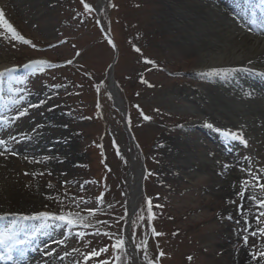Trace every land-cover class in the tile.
Masks as SVG:
<instances>
[{
	"label": "rangeland",
	"instance_id": "374dc122",
	"mask_svg": "<svg viewBox=\"0 0 264 264\" xmlns=\"http://www.w3.org/2000/svg\"><path fill=\"white\" fill-rule=\"evenodd\" d=\"M179 1L104 0L100 17L116 45L112 47L103 35L97 12L79 15L83 12L80 0H0L4 18L36 45L33 48L12 39L0 24V61L8 67L20 66L11 85L7 77L0 79V117L11 121L0 122V138L18 154L0 156V215L59 212L62 205L58 200H64V206L70 203L65 192L86 201L73 211L99 209L90 217L93 227L84 230V241L75 237V232L83 229L7 215L0 219V234L6 235L8 244L17 246V241H24L42 264H75L80 256L74 248L85 252L109 246L113 240L103 233L124 236L129 224L133 244L146 240L149 258L160 264H243V260L257 264L249 253L264 250V236L252 237L250 233L264 224L255 223L253 213L259 206L251 207L248 197L255 194L258 200L264 199V190L245 191L243 198L237 193L242 190L241 181H252L242 167H251L264 183V175L259 173L264 167V143L249 140L244 132L245 146L226 137L224 131H215L216 127H206L199 122L202 116L198 110L188 109L184 99L189 98L179 95L180 90L201 88L198 80L186 78L185 82L180 76L200 69L202 59L194 44L182 39V29L173 24V5ZM195 1L212 5L209 0ZM251 1L252 5L244 3L243 9L263 26L264 0ZM88 2L98 7V0ZM33 59H47L58 67L37 72L22 66ZM68 60L72 63H65ZM141 77L152 86L144 84ZM110 83L124 102L125 117L115 105ZM206 85L220 86L209 77ZM259 98L264 99L263 92L249 101ZM42 100L45 103L40 104ZM30 105L39 106L14 119L18 108ZM144 115L152 119L145 120ZM258 127L264 128V123ZM260 131L264 136V130ZM133 150L146 172L141 204L127 223L120 217L128 213L125 198ZM214 153L218 159L212 158ZM200 155H209L222 169L200 171ZM40 172L44 175H32ZM216 177L224 183L218 184ZM101 194L103 203L96 199ZM149 198L153 205L162 206L153 208L154 217L147 212ZM241 204L247 210L244 215ZM244 216L251 228H246ZM152 227L164 235L155 236ZM97 229L100 236L93 235ZM244 235L249 236L247 246ZM161 250L164 257L158 255ZM0 251H6L4 245ZM112 254L110 248L100 259ZM140 256L143 258L142 253Z\"/></svg>",
	"mask_w": 264,
	"mask_h": 264
},
{
	"label": "bare ground",
	"instance_id": "6f19581e",
	"mask_svg": "<svg viewBox=\"0 0 264 264\" xmlns=\"http://www.w3.org/2000/svg\"><path fill=\"white\" fill-rule=\"evenodd\" d=\"M209 1L212 2L210 6L195 0H180L173 5V24L184 32L182 39L192 42L202 56L199 61L200 69L184 71L180 76V78L185 77V82L189 78L191 82L199 81L201 88L195 91L180 90L178 93L182 97L189 98V100L184 99L189 104L188 109L198 110L202 116L199 122L212 123L214 127L228 131H240L244 138V132H246L250 136L249 140L254 139L253 142L261 140L264 143V136H261L260 131L264 128L258 127L261 121L264 123V99L249 101L252 95L264 93V74H262L264 73V25H258L255 15L243 9L244 3L252 5L251 0ZM249 27L253 29L252 32H248ZM189 50L193 52V47ZM8 65L0 61V69ZM212 68H231L234 71L214 75L210 74ZM207 77L213 78L220 86H207ZM224 82L228 83V86ZM109 91L115 100L116 107L125 114L124 102L115 84H109ZM181 117L188 120V116ZM184 150L187 151V149ZM213 157L214 160L218 159L215 153ZM212 158L209 155L205 157L200 155L197 159L200 161L198 163L200 171L211 172L213 167L222 169L223 166L219 167ZM228 158L232 159L229 156ZM145 169L138 160L137 151L133 150L130 155L128 190L125 198L130 213L134 211L135 214L141 204ZM216 182L224 183L219 177H216ZM130 229L131 226L127 224L124 237L128 241L129 251H133L134 242ZM33 251L29 246L19 243L13 246V259H0V263L42 264L35 258ZM243 261L245 264L246 261ZM133 264H146V262L140 254H137Z\"/></svg>",
	"mask_w": 264,
	"mask_h": 264
},
{
	"label": "snow or ice",
	"instance_id": "6c2138e0",
	"mask_svg": "<svg viewBox=\"0 0 264 264\" xmlns=\"http://www.w3.org/2000/svg\"><path fill=\"white\" fill-rule=\"evenodd\" d=\"M80 3L83 6V12L79 13V15H81V16H92L93 13L97 11V8H95L92 3L88 2V0H80ZM111 6L114 7V5H111ZM4 16H5L4 10L2 8H0V24H2L3 27L8 30V33L10 34L11 38L14 40L22 41L24 44H29L33 48H35L36 45L33 44L31 40L26 39L7 19L4 18ZM97 23H99V21H97ZM247 30H248V32L253 31V29L250 27ZM108 42L112 45V47L116 46L114 44V42L112 41L111 37H109ZM135 50L137 52L141 51V49L139 47H136ZM77 55H80V53H77ZM65 63L71 64L72 60H68ZM146 63L153 64L154 61L147 60ZM249 63H251V61H249ZM22 66L26 69H32L33 71H37V72H42V71H45L46 69H49V68L58 67L57 64H54L47 59H33V60H30L28 63L22 65ZM17 67H20V66L13 65L12 67H4L3 69H0V79L7 77L9 84L11 85L12 80L14 79L13 73L15 72ZM244 70H247V69H244ZM231 71H234V69H231V68H212L210 70V74L219 75V74H224V73H228ZM262 74H264V73H262ZM141 80L144 84L149 85V82L146 79H144L143 77H141ZM149 86H152V85H149ZM97 89H99V85H97ZM12 90L20 91L19 89H12ZM43 103H45V101H43V100L40 101V104H43ZM38 106L39 105H30L27 107L18 108L17 115L14 119L18 120L20 117L25 116L28 113L30 107H38ZM136 107L139 108L138 105ZM155 111L159 112V109H156ZM144 119L145 120H151L152 117L148 116V115H144ZM0 122L6 123V124L11 123V121L9 120V118L7 116L0 117ZM205 126L210 128V129L214 128V125L212 123H206ZM215 131H217V132L224 131V134L226 137L234 139V140H238L241 143L245 144V146H247L248 142L244 138L242 132H240V131H228V130H222L220 128H215ZM10 139L15 141L16 137H10ZM117 151H119L118 148H117ZM6 154L12 155V156L18 155L16 152H14L13 150H11L8 147V141L6 139L0 138V156H6ZM245 159H249V158H245ZM32 162L33 163H41L42 161L33 160ZM125 162H127V161H125ZM250 163H251V161H250ZM224 167L227 168V167H229V165H224ZM241 171L247 172L248 176L252 177V181H249V180L241 181V189L242 190L237 193L238 196L243 198L245 191H248L251 193V190L255 189L256 187H259L261 190H264V183H260L261 176L256 175V173L253 172L251 167H249L247 169L242 167ZM259 173L261 175H264V167L259 168ZM28 174L29 173H27V172L25 173V175H28ZM32 175H41L42 176V175H44V173L43 172L32 173ZM63 183H64V185H67L68 181H64ZM47 187L51 188L52 187L51 183H49L47 185ZM64 195H65V198L70 201V203L68 204V206H64L65 201L64 200H58L57 202L62 205L59 212L39 211V212H35L31 215H25V214H20V213H10V214H5V215H0V219H5L7 215H12L19 220H42V221H44L45 225H47L49 221H51L52 223L60 222L65 227H68L70 230L77 229V228L83 229V230L76 231L75 237L84 241L85 237L87 235L86 231H84V230L93 227L92 223L89 222L90 217L95 216L96 213L99 211V209L98 208H87V209H83L80 211H73L72 210L73 207L79 208L80 205L82 203H86V201L84 200L83 197H78V198L75 196L69 197L67 192H65ZM47 198L54 199V197H52V196H49ZM96 199L100 203H103V194L96 197ZM248 201H249V204L251 207L255 208L257 205L259 206L257 208V212L253 213L255 223L257 225L264 224V220L261 219L262 217H264V210H260V209H264V199L258 200L255 194H250L248 197ZM109 207H111V205H109ZM154 207H162V206L153 205L152 199L149 198L147 200V212L149 214H151L152 217L155 216V213L153 212ZM239 208L241 210V215H244V213L247 211L244 208V205L241 204L239 206ZM82 212H86L87 215L82 214ZM123 219H124L123 216L120 217V220H123ZM139 219L143 220L144 217H139ZM228 219H232V217L229 216ZM244 219H245L246 228H251L252 225L247 222V216H244ZM117 222L119 223V221H117ZM97 223L104 224L106 222L105 221H98ZM237 223H239V221H237ZM151 231L154 233L155 236L164 235L163 233L157 231L155 227H152ZM32 235H35V232L32 233ZM93 235L94 236H100L101 235L100 230L97 229L93 233ZM103 235L112 239L113 243L109 246H104V247H101L99 249L92 248L90 251H85V252H81L79 248H74L73 252L78 253L80 256V259L76 260L75 264H90V261H92L94 259L97 261V264H133L135 256L137 254H140V253L143 254V260L146 261L147 264H160L159 260H153V259L149 258L148 254H147L148 248H147V241L146 240H142L140 243H136L133 247V251H129V249L127 247L128 241L122 234H113L111 232H104ZM250 235L252 237H257V235L264 236V227H257L255 230L251 231ZM242 239H243L245 246H247L248 242H249V236L244 235L242 237ZM17 243H24V241H17ZM86 243L90 244L91 241H86ZM0 245H4L6 248V251H0V259L12 260L13 259V257H12L13 246L8 244L6 235L0 234ZM253 247H255V245H253ZM110 248H111L112 253H113L112 256H110L106 259H100L102 254L109 252ZM67 255H68V253L65 252V256H67ZM158 255H159V257H164L165 253L163 250H161ZM249 256H250V259L252 261H256L257 264H264V250L251 251L249 253ZM188 259L191 260L192 257L189 256ZM17 264H18V262H17Z\"/></svg>",
	"mask_w": 264,
	"mask_h": 264
},
{
	"label": "water",
	"instance_id": "95a60500",
	"mask_svg": "<svg viewBox=\"0 0 264 264\" xmlns=\"http://www.w3.org/2000/svg\"><path fill=\"white\" fill-rule=\"evenodd\" d=\"M103 4H104V0H98V5H99V7H98V9H97V14H98V16H99V19H100V11H101V8L103 7ZM101 20V19H100ZM106 36H108L109 37V35L106 33ZM123 116L125 117V114H123ZM126 121V120H125ZM126 123V122H125ZM141 165L142 166H144V163L142 162L141 163ZM133 214H134V211L132 212V213H128V215L126 216V218H125V221L128 223V222H130V220H131V218L133 217Z\"/></svg>",
	"mask_w": 264,
	"mask_h": 264
}]
</instances>
